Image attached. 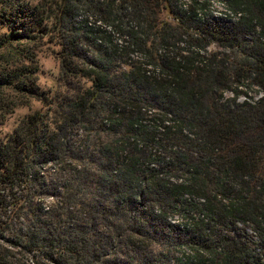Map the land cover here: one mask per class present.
Segmentation results:
<instances>
[{
	"label": "trees",
	"instance_id": "trees-1",
	"mask_svg": "<svg viewBox=\"0 0 264 264\" xmlns=\"http://www.w3.org/2000/svg\"><path fill=\"white\" fill-rule=\"evenodd\" d=\"M114 1L118 7L94 9L118 29L119 14L130 12V46L146 52L154 33L162 46L179 39L191 53L165 54L170 71L162 77L140 66L117 74L102 49L82 68L75 33L61 68L91 85L55 111L30 71L0 66V90L48 109L0 140V240L14 234L8 242L33 264H112L111 255L129 264L151 241L167 251L132 264H264V0H226L235 20L209 14L204 1L188 11L175 0ZM47 18L29 0H1L0 49L43 33ZM212 44L224 52L209 53ZM255 88L260 98L238 102ZM148 100L161 113L152 131L130 122L133 136L91 149L86 133L94 131L83 126L91 115L113 131ZM75 123L88 136L77 150ZM132 145L140 156L128 151ZM8 257L0 253V263Z\"/></svg>",
	"mask_w": 264,
	"mask_h": 264
},
{
	"label": "rangeland",
	"instance_id": "rangeland-1",
	"mask_svg": "<svg viewBox=\"0 0 264 264\" xmlns=\"http://www.w3.org/2000/svg\"><path fill=\"white\" fill-rule=\"evenodd\" d=\"M29 1H31L33 5H38L41 9H44L48 17V27L43 33L37 34L32 39H25L21 42L13 41L9 45L2 47L0 49V66L7 69V71L20 68L24 70L27 69V72L30 71L33 80L40 90L54 99V111L57 109V105H59L58 102L63 99L66 100L70 97H74L79 93L78 91H81L83 88H89L91 85L86 79L65 76L61 68V58L65 52L64 44L67 42V39H70L75 33L80 35V47L78 46V51L82 57V60L78 59L76 63L78 65L80 64L82 68L90 66V64L98 58V52L102 49L104 51L108 50L109 54L112 55V59H114L112 64L113 71L117 74L125 69L130 70L133 66H135V68L140 66L143 72L149 77H160V74L170 71L168 64L162 59L165 54L168 55L171 52L175 54L179 53V51L181 52V50L186 52L184 54L191 53L190 50L185 49L187 47H185L184 44L179 43V39L173 41L174 43H172V46H162L160 39L157 38V35L154 33H152L151 41L147 44L146 52L130 46V36L128 33L130 32V12H122L119 14L118 20L121 21L123 26L122 29H118L115 25H111L103 20L94 9L95 6L101 5L105 8L107 7V3L115 4L118 7V1L60 0L62 2L61 9H59L58 5L49 3L51 2L50 0ZM207 2L209 7H211V12L222 14L220 17L227 15L232 19L231 14H234V11L228 10V3L226 0H210ZM65 6L71 8L73 12L64 15L61 10L65 8ZM166 20L170 22L171 19L166 17ZM105 25L111 26L112 31L105 29ZM5 32V29H0V36ZM97 40L101 41L102 44ZM208 52L222 53L224 50L212 44L208 48ZM123 63L128 64V66ZM160 71L165 72L159 74ZM232 96L233 95L230 93L226 94V98ZM260 96L259 89L255 88L249 93L248 98L241 97L238 102L241 103L245 100L252 102L254 101L253 99L260 98ZM151 104V101L148 100L147 103L140 105L142 108L141 113L138 115L137 113H130L132 110L128 109V116H126L122 123L113 131L108 130L106 132L102 130V120L99 119L98 113L91 115L89 118L90 122L83 124V126H88L94 131L90 134L86 133V135L90 136L89 140L91 146H94L91 147V149L96 148L97 145H100L101 148V146L106 143L110 144L111 142L124 141L128 137L133 136L134 133L129 129L130 122L143 125L148 131H152L157 125L155 119H159L161 113L158 109L159 106L153 103L152 107ZM6 106H8V113H6ZM0 108V140L5 139L6 136L13 133L20 122L27 116L37 112L47 115L48 112L47 107L38 99L31 98L24 94H18L15 90L9 88L0 90ZM53 118V115H50V120H53ZM70 133L77 135L75 139L78 141L75 142L76 146L73 147L75 150L88 139V136L87 139L84 138L86 135L82 131V125L79 123L74 124ZM138 138L141 140L142 136L140 135ZM140 143L143 144V141L141 140ZM134 148V145H132L128 151L132 153ZM162 152L164 153V151ZM132 154L140 156V154L135 152ZM74 164L72 165L74 166ZM51 201L53 202L52 199H50V202ZM130 211L132 210L130 209ZM130 217L132 216L130 215ZM0 221L5 222L6 219L0 216ZM5 238V241L0 240V253L10 256L8 257L9 264H33L30 257L23 256L21 248L8 242V240H15L13 239L14 234L6 233ZM153 251L164 253L167 250L165 246L162 244L158 245L156 241L147 242V247L140 257L145 260L151 258V252ZM135 257L134 255L130 256L129 264H132L131 261L133 259H140V257ZM108 258V260H111L112 264H126V260L119 255H111L108 256ZM0 264H2V262Z\"/></svg>",
	"mask_w": 264,
	"mask_h": 264
},
{
	"label": "built area",
	"instance_id": "built-area-1",
	"mask_svg": "<svg viewBox=\"0 0 264 264\" xmlns=\"http://www.w3.org/2000/svg\"><path fill=\"white\" fill-rule=\"evenodd\" d=\"M195 1H199V2H207V1H210V0H195ZM178 8L184 10V11H188L189 10V7L191 4H193L194 0H175ZM228 7V6H227ZM211 7H209V14L215 16L216 18L222 16V14H216V13H213L211 12L210 10ZM199 17L202 18V13H199L198 14ZM224 17H228L227 15H225ZM231 17L233 20H235L237 18V16H235V14H231ZM101 23V22H100ZM105 29H107L108 31H112V27L111 26H106L105 25ZM98 42H100V44H102L101 41L97 40Z\"/></svg>",
	"mask_w": 264,
	"mask_h": 264
}]
</instances>
